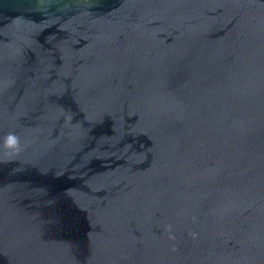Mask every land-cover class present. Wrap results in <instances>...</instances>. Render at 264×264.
Wrapping results in <instances>:
<instances>
[{
  "label": "water",
  "instance_id": "water-1",
  "mask_svg": "<svg viewBox=\"0 0 264 264\" xmlns=\"http://www.w3.org/2000/svg\"><path fill=\"white\" fill-rule=\"evenodd\" d=\"M0 264H264V0H0Z\"/></svg>",
  "mask_w": 264,
  "mask_h": 264
},
{
  "label": "clouds",
  "instance_id": "clouds-1",
  "mask_svg": "<svg viewBox=\"0 0 264 264\" xmlns=\"http://www.w3.org/2000/svg\"><path fill=\"white\" fill-rule=\"evenodd\" d=\"M4 146L7 150L16 153L20 150L19 138L15 134H9L5 138Z\"/></svg>",
  "mask_w": 264,
  "mask_h": 264
}]
</instances>
